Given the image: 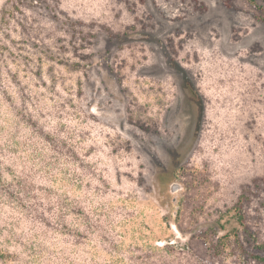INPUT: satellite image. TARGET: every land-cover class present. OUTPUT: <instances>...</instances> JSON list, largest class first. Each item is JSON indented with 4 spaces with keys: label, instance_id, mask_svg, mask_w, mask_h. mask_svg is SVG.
<instances>
[{
    "label": "rangeland",
    "instance_id": "obj_1",
    "mask_svg": "<svg viewBox=\"0 0 264 264\" xmlns=\"http://www.w3.org/2000/svg\"><path fill=\"white\" fill-rule=\"evenodd\" d=\"M0 264H264V0H0Z\"/></svg>",
    "mask_w": 264,
    "mask_h": 264
},
{
    "label": "water",
    "instance_id": "obj_2",
    "mask_svg": "<svg viewBox=\"0 0 264 264\" xmlns=\"http://www.w3.org/2000/svg\"><path fill=\"white\" fill-rule=\"evenodd\" d=\"M180 185H178V184H176V183H174V184H171L170 185V192L171 193H175V192H177L178 190H180Z\"/></svg>",
    "mask_w": 264,
    "mask_h": 264
},
{
    "label": "trees",
    "instance_id": "obj_3",
    "mask_svg": "<svg viewBox=\"0 0 264 264\" xmlns=\"http://www.w3.org/2000/svg\"><path fill=\"white\" fill-rule=\"evenodd\" d=\"M258 249H261V247H259ZM253 257H254V258H257L258 256H257V255H254Z\"/></svg>",
    "mask_w": 264,
    "mask_h": 264
}]
</instances>
